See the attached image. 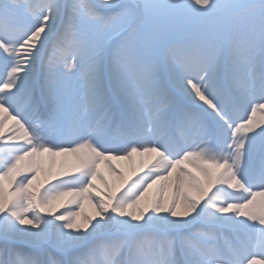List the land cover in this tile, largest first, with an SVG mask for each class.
Segmentation results:
<instances>
[{"label":"snow or ice","instance_id":"1","mask_svg":"<svg viewBox=\"0 0 264 264\" xmlns=\"http://www.w3.org/2000/svg\"><path fill=\"white\" fill-rule=\"evenodd\" d=\"M0 264H264V0H0Z\"/></svg>","mask_w":264,"mask_h":264}]
</instances>
